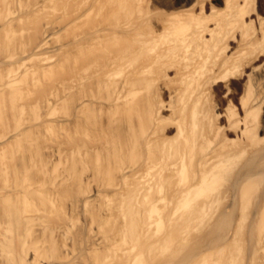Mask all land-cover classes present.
Segmentation results:
<instances>
[{
  "label": "bare ground",
  "instance_id": "1",
  "mask_svg": "<svg viewBox=\"0 0 264 264\" xmlns=\"http://www.w3.org/2000/svg\"><path fill=\"white\" fill-rule=\"evenodd\" d=\"M257 1L0 0V264H264Z\"/></svg>",
  "mask_w": 264,
  "mask_h": 264
},
{
  "label": "rangeland",
  "instance_id": "2",
  "mask_svg": "<svg viewBox=\"0 0 264 264\" xmlns=\"http://www.w3.org/2000/svg\"><path fill=\"white\" fill-rule=\"evenodd\" d=\"M261 0H259V2H260ZM258 1H257V12L260 14V16H263V12H264V0H262L261 1V3H259ZM59 32V31H58ZM61 32V31H60ZM56 33V32H55ZM53 34L54 35V41L56 40L57 42H58V44H59V42L61 41L62 42V33H60V34H58V33H56V34ZM56 36H59V37H57V39H56ZM52 39H53V36H52ZM51 39V42L53 43L54 41ZM61 39V40H60ZM54 42L53 43V45L55 44V43H57V42ZM60 42V43H61ZM59 65H57V66H55V68L57 67V68H59L60 67V69H61V66L62 65H60L59 67H58ZM55 68H52L51 69V71L53 70V72H52V75L54 76V77H56V75L57 76H60L61 75V72L59 71V69L58 70H56ZM56 70V72H55V70ZM62 70V69H61ZM51 71H50V74H51ZM58 71L60 72V74H58ZM56 73V74H55ZM49 74V75H50ZM55 74V75H54ZM61 106V105H60ZM61 107H63V106H61ZM63 109H61L60 111L58 110V112H60L59 114H61V112H64V111H62ZM34 140H36V139H34ZM37 144L39 143V142H36ZM36 143H34L35 145H36ZM29 144V143H28ZM184 218H186V216L185 217H183V219L181 218V220H180V223H185V225H184V227H183V224L181 225L180 224V228H179V231L181 230V231H183V233L185 234V237H184V234L182 233V234H180L179 236H178V238H181L180 236L181 235H183V237H184V239L186 240L185 242H183L182 240H183V237L181 238V240L179 239L178 240V238H177V240L175 241V242H173L174 243V247H173V245H171V248L168 250V254H170V251L172 252V251H174V249H175V243L177 242V245L179 244H182L183 243V245H182V247H183V250H182V253H180V254H176V256L175 257H172V255L174 254V253H171L170 255H168L169 257H171L169 260H172V258L174 259V260H176V258H179L181 255H183V256H185L186 255V253H187V251H188V254H187V256L188 257H191L190 255L193 253L194 254V252H195V250L199 247V240L204 236V233H205V231H206V229H205V226H203V228H201L200 230H196L195 229V227H194V225L195 224H190V223H194V222H192V221H194L192 218H190V217H187V219H184ZM188 218H190V219H192V220H190V219H188ZM189 220L191 221V222H189ZM80 223L76 226V227H74L73 229H71V234H74V235H76V236H79L80 238H84L85 237V233H84V230H85V228L83 227V224H82V221H79ZM186 222H188V224L186 223ZM204 222H206V220L204 221ZM186 225L188 226V228H186ZM182 227H183V229H182ZM191 227H193L194 229L192 230V228ZM166 229V228H165ZM190 229V230H189ZM187 230V231H186ZM167 233V229L164 231V233ZM191 232V233H190ZM187 235V236H186ZM187 237V238H186ZM166 239H167V237H165ZM180 241H182V242H180ZM205 242V241H204ZM203 242V245H205V243ZM186 243V244H185ZM185 244V245H184ZM176 245V246H177ZM178 247V246H177ZM172 248H174L173 250H171ZM198 250H200V248H198ZM82 251H83V249H82ZM184 251V252H183ZM192 253H191V252ZM186 252V253H185ZM189 252L191 253V254H189ZM185 254V255H184ZM166 255V254H165ZM168 256H166V258L168 257ZM168 257V258H169ZM143 259V258H142Z\"/></svg>",
  "mask_w": 264,
  "mask_h": 264
}]
</instances>
